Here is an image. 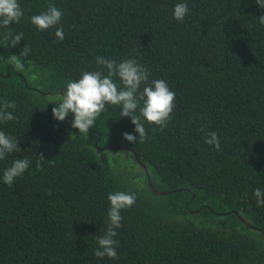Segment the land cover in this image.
I'll return each mask as SVG.
<instances>
[{
    "label": "trees",
    "instance_id": "16d2710c",
    "mask_svg": "<svg viewBox=\"0 0 264 264\" xmlns=\"http://www.w3.org/2000/svg\"><path fill=\"white\" fill-rule=\"evenodd\" d=\"M18 3L24 14L10 25L23 33L16 47L0 27V107L15 104L7 109L15 119L0 122V131L18 141L0 160V264H264V235L233 212L264 229V206L254 195L264 192V9L255 0ZM178 3L188 6L183 21L173 15ZM50 4L61 20L38 30L31 17ZM98 56L135 59L148 70V84L167 83L175 100L162 131L141 117V142L120 105H107L88 134L72 127L74 114L54 118L69 82L84 72L107 76ZM141 107L142 100L135 115ZM211 131L219 150L205 143ZM18 159L30 165L8 186L4 171ZM150 184L169 193L156 195ZM116 192L135 193L136 202L120 212L118 258H97L108 196Z\"/></svg>",
    "mask_w": 264,
    "mask_h": 264
},
{
    "label": "clouds",
    "instance_id": "9594fccd",
    "mask_svg": "<svg viewBox=\"0 0 264 264\" xmlns=\"http://www.w3.org/2000/svg\"><path fill=\"white\" fill-rule=\"evenodd\" d=\"M261 9H264V0H255ZM188 6L185 3H178L174 8V18L183 21ZM23 9L18 0H0V27L7 28L4 39L9 41L11 47H16L23 39V33L13 34L10 25L13 22L19 23L23 16ZM62 17V12L51 4L46 12L31 17V23L38 30L44 31L56 26ZM259 22L264 24V15L259 17ZM55 36L58 41L64 40L63 28H57ZM8 46V44L6 45ZM30 48L26 45L20 55L27 56ZM11 64L17 71H24L23 63L12 55L9 58ZM98 65H103L107 69V76H102L101 72H84L79 80L69 82L63 92V98L57 106L52 108V113L58 121H64L69 114H74L72 127L78 129L80 133L88 134L94 127L96 119L105 110L107 105H120V117H130L132 124L135 125V132L141 142L147 139V133L141 117L149 124L157 125L161 131L167 126L170 115L174 109L175 93L169 89L164 80H153L148 84L149 72L143 66L137 64L135 59H125L117 63L114 60L105 59L102 56L96 57ZM118 76L123 84V88H117L113 82V77ZM145 87L140 92L141 85ZM139 96L137 97V93ZM143 101V107L140 108V115H135L139 101ZM15 108L14 102L4 101L0 107V122L14 120L15 117L7 109ZM124 139L135 143L137 136L124 133ZM205 143L213 145L217 150L220 149V141L216 132L211 131L206 134ZM18 141L15 138L6 136L0 131V160L5 159L7 153H12L17 149ZM41 159H44L40 155ZM30 161L28 159H18L12 166L7 168L3 174V182L11 186L14 179L23 175L28 169ZM37 167H40L37 161ZM257 198V205L264 206V192L257 188L254 192ZM110 208L108 211V228L103 236L98 237V249L94 255L97 258L108 257L117 259L116 246L118 241L113 239L116 235V229L122 227V209L132 207L136 202L135 193L127 194L125 192H116L109 194Z\"/></svg>",
    "mask_w": 264,
    "mask_h": 264
},
{
    "label": "water",
    "instance_id": "95a60500",
    "mask_svg": "<svg viewBox=\"0 0 264 264\" xmlns=\"http://www.w3.org/2000/svg\"><path fill=\"white\" fill-rule=\"evenodd\" d=\"M108 147L110 148V149H122V150H126L127 149V147H125V146H122V145H117V144H110V145H108ZM136 159L140 162V160H139V158H138V156L136 155ZM144 166V165H143ZM150 186H151V188H152V190H153V192L156 194V195H164V194H167V193H169V191H166V190H164V191H160V190H157V189H155L153 186H152V184H150ZM237 216H238V218L248 227V228H250V229H256V230H258V231H260L263 235H264V229H261V228H258V227H256V226H254V225H252L248 220H246L245 218H243L237 211H233Z\"/></svg>",
    "mask_w": 264,
    "mask_h": 264
}]
</instances>
